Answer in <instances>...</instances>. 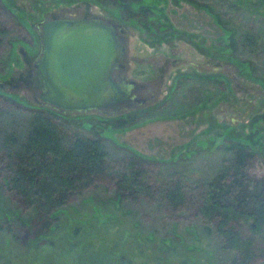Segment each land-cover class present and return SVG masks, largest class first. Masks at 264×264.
<instances>
[{
  "label": "rangeland",
  "instance_id": "374dc122",
  "mask_svg": "<svg viewBox=\"0 0 264 264\" xmlns=\"http://www.w3.org/2000/svg\"><path fill=\"white\" fill-rule=\"evenodd\" d=\"M128 2L131 17L123 7ZM234 2L0 0V106H14L15 102L37 106L32 89L18 81L26 72L19 49L30 54L38 50L29 25L42 14L49 19L51 12L61 17L90 10L123 29L122 73L136 85L137 101L121 105L116 112L65 114L64 120L72 123L64 129L91 137L92 132L78 123L97 124L92 131L99 132V120L135 113L138 118L132 127L105 130L102 142L112 168L130 156L129 149L152 161L145 166L151 178L157 171L186 172L184 183L191 190V185L211 178L224 165L228 153L215 147L227 143L222 137L227 129L247 135L264 148V87L256 80L264 78V73L259 59L251 61L230 51L238 62L249 59L254 68L251 75L226 60L232 56L220 54L224 32L214 15L236 33L252 25L262 28L263 19L233 9ZM210 77L222 80L223 85L208 81ZM11 117L4 116L3 122ZM261 171L256 165L253 173L258 176ZM164 176L151 181L156 188L159 182H166ZM5 177L0 169V264H118L121 256H129L132 264H230V253L221 249L220 238L194 212L184 207L169 211L151 199L140 198L136 203L117 199L114 185L102 179L70 199L62 208L65 220L40 234L42 243L37 250L25 247L30 233L39 231V224L34 223L32 210L9 197ZM13 217L30 219L32 230L20 228ZM74 225L79 227L77 234L71 233Z\"/></svg>",
  "mask_w": 264,
  "mask_h": 264
},
{
  "label": "trees",
  "instance_id": "16d2710c",
  "mask_svg": "<svg viewBox=\"0 0 264 264\" xmlns=\"http://www.w3.org/2000/svg\"><path fill=\"white\" fill-rule=\"evenodd\" d=\"M235 2L232 3L233 9L262 17L263 26L260 29L248 26L236 33L233 28L226 29L219 15L215 14V22L222 26L225 39L224 46H219L220 54L228 52L230 55L231 51L243 54L251 61L259 59V68L264 73V0ZM128 6L129 2L123 7L131 17L133 12ZM141 8L146 14L144 7ZM230 57L226 60L238 64L247 75L253 73L249 59L238 62L234 55ZM256 80L264 87V78ZM208 81L223 85V81L216 78L210 77ZM65 114L45 105L29 107L15 102L14 106H0V169L6 174V190L10 198H16L23 208L32 210L34 223L39 224V231L30 233L25 247L37 250L42 243L40 234L57 228L62 218L65 220L66 212L62 208L70 199L102 179L114 185L117 199L133 203L140 198L151 199L169 211L184 207L194 212L220 238L221 249L230 253V264L264 261V148L247 135L241 136L233 129L224 132L223 141L227 143L215 147L228 153L224 165L211 178L191 185V190L187 186L191 192L189 196L183 178L188 177L186 172L158 174L157 171L154 172L155 178H151L145 166L152 161L129 149L130 156L112 168L110 155L102 142L106 137L105 130L132 127L138 118L135 113L99 120V132L92 131L97 124L78 123L92 132L91 137L64 129L65 124L70 123L64 120ZM4 116L11 117L6 124ZM256 165L262 170L258 176L253 173ZM160 175H165L166 182H159L156 188V183L153 185L151 181ZM14 219L20 228L27 226L32 230L30 219ZM72 227L71 233L77 234L79 227ZM2 228L0 225V230ZM206 230L210 231L208 227ZM0 259H3L1 253ZM118 264H132V259L121 256Z\"/></svg>",
  "mask_w": 264,
  "mask_h": 264
},
{
  "label": "water",
  "instance_id": "95a60500",
  "mask_svg": "<svg viewBox=\"0 0 264 264\" xmlns=\"http://www.w3.org/2000/svg\"><path fill=\"white\" fill-rule=\"evenodd\" d=\"M113 26L95 18L50 19L42 24L34 73L29 81L19 80L37 90L36 105L64 114H85L116 112L131 101L134 82L116 81L111 75L122 66L119 61L125 54L122 36L116 35Z\"/></svg>",
  "mask_w": 264,
  "mask_h": 264
},
{
  "label": "flooded vegetation",
  "instance_id": "af4514ba",
  "mask_svg": "<svg viewBox=\"0 0 264 264\" xmlns=\"http://www.w3.org/2000/svg\"><path fill=\"white\" fill-rule=\"evenodd\" d=\"M14 3H15V0H14ZM83 9H89V8H83ZM90 12H91L90 10H87V12H85L83 10V12H81V13H79L77 15L69 16V15L65 14V15H62L61 17H59L56 13L51 12L49 19L46 18V16L44 17L45 14H42L40 17H38V19L33 21V24L29 25V28H30L29 30L35 36L36 44H38V50H37L36 54L35 53L34 54H32V53L30 54V53H28L26 51H23V49H19V53L20 54L18 53V55L21 57L22 62L25 65L24 67H26V72L24 73L25 75H24V77L22 76L24 78L23 80H26V81L30 80V77L34 73V67H32V66H33L34 62L40 57L41 44H40V40H39V35L41 34L40 32H41L42 24L44 22H46L47 20H50V19H61V18L62 19H71V20L72 19H80V20L86 19L87 20V19H94L95 18V19L101 20L105 24L109 23V21H107V20L105 21V20L101 19L99 16H97L95 14H92ZM113 27H114V30H116L115 31L116 35H118V34L121 35L122 36V40H123V36H124L123 35L124 34L123 29H122V32H121V27L119 26V24H117V25H115ZM123 44H124V40H123ZM124 56H125V54L123 55L122 59L119 61V63H121L122 66L119 67V69H116V70H114L111 73V75H113L114 80H116V81L126 80L125 74L122 73V70L124 68L123 67V63H122ZM21 78L19 80H22ZM30 89H32V88H30ZM32 91H33V96H35L37 94V90L32 89ZM135 91H136V89L131 91V94H130L131 101L127 102L126 104L130 105V104H132V102L136 101L135 100V96H134ZM126 104H124V105H126ZM99 112H109V109L108 110L98 111L97 113H99ZM112 112H114V111H112Z\"/></svg>",
  "mask_w": 264,
  "mask_h": 264
}]
</instances>
